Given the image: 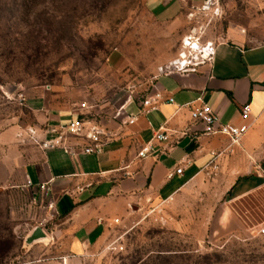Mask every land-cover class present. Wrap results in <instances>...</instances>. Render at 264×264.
<instances>
[{
  "label": "rangeland",
  "instance_id": "rangeland-1",
  "mask_svg": "<svg viewBox=\"0 0 264 264\" xmlns=\"http://www.w3.org/2000/svg\"><path fill=\"white\" fill-rule=\"evenodd\" d=\"M217 1L186 0L161 21L146 0H0V131L50 109L101 128L154 93L188 36L218 44L237 28L247 47L264 42V0ZM218 171L81 260L53 238L60 219L47 203L0 190V264H264V190L230 202ZM37 231L44 239L28 244Z\"/></svg>",
  "mask_w": 264,
  "mask_h": 264
},
{
  "label": "crops",
  "instance_id": "crops-1",
  "mask_svg": "<svg viewBox=\"0 0 264 264\" xmlns=\"http://www.w3.org/2000/svg\"><path fill=\"white\" fill-rule=\"evenodd\" d=\"M186 0H146L161 21L178 18ZM197 3V2H195ZM216 44L211 63L185 74L164 72L155 91L156 109L126 100L115 119L100 124L106 133L100 152L86 154L89 141L66 131L79 120L75 110H47L28 127L0 131V190L33 193L60 219L53 238L75 260L84 259L130 230L149 210L176 200L213 167L230 202L264 190V42L247 47L241 30L230 28ZM172 99L173 102L169 100ZM209 106L222 124H247L239 143L206 135L191 110ZM251 107L244 122L241 109ZM165 137L160 141L156 136ZM60 139L43 149L42 143ZM152 153L138 157L146 146ZM182 174H177L178 168ZM67 259V257H65ZM65 264V263H64Z\"/></svg>",
  "mask_w": 264,
  "mask_h": 264
},
{
  "label": "built area",
  "instance_id": "built-area-1",
  "mask_svg": "<svg viewBox=\"0 0 264 264\" xmlns=\"http://www.w3.org/2000/svg\"><path fill=\"white\" fill-rule=\"evenodd\" d=\"M218 4L217 0H204L203 9L209 10L211 6ZM194 42L198 43L199 49L195 50ZM192 45H191V44ZM216 44L214 42H200L199 39H196L192 36H188L183 40L182 50L179 54V57L173 61L165 72L169 73H180L185 74L188 72H193L200 65L211 63L216 55ZM162 101L161 94H154L153 96L148 97L142 103L144 108L156 109L160 102ZM173 102L172 99L169 100ZM241 118L244 122L248 121L251 117V107L250 105H245L241 109ZM191 119L192 121L200 124L204 128V133L206 135H222L228 137L233 144L240 142L242 137L248 132L249 126L243 124L242 126L236 127L230 124H222L220 122L219 116L213 112V110L207 105H201L199 108L191 110ZM89 123L84 121H73L67 127L66 131L76 138H84L89 141V145L84 149L86 154H92L100 152L103 147L102 139L106 137L99 127L91 126ZM60 139H55L42 143L43 149H53L60 145ZM157 140H164L165 137L161 134L156 136ZM152 153V148L148 145L144 147L138 154V157L141 159L147 158ZM183 168H178L176 170L177 174H182ZM259 235H264V224L261 226L258 231ZM32 264V263H27Z\"/></svg>",
  "mask_w": 264,
  "mask_h": 264
},
{
  "label": "water",
  "instance_id": "water-1",
  "mask_svg": "<svg viewBox=\"0 0 264 264\" xmlns=\"http://www.w3.org/2000/svg\"><path fill=\"white\" fill-rule=\"evenodd\" d=\"M43 239H44V235L42 234V232L37 231L30 238H28V244H32L36 241L43 240Z\"/></svg>",
  "mask_w": 264,
  "mask_h": 264
},
{
  "label": "bare ground",
  "instance_id": "bare-ground-1",
  "mask_svg": "<svg viewBox=\"0 0 264 264\" xmlns=\"http://www.w3.org/2000/svg\"><path fill=\"white\" fill-rule=\"evenodd\" d=\"M191 44V43H190ZM192 45V44H191ZM199 49V47H197V49H195V50H198Z\"/></svg>",
  "mask_w": 264,
  "mask_h": 264
}]
</instances>
